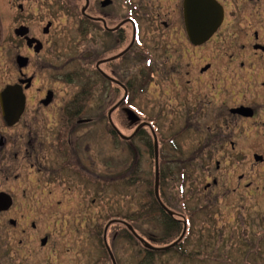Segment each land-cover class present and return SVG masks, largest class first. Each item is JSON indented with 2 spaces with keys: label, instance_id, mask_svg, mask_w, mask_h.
<instances>
[{
  "label": "flooded vegetation",
  "instance_id": "1",
  "mask_svg": "<svg viewBox=\"0 0 264 264\" xmlns=\"http://www.w3.org/2000/svg\"><path fill=\"white\" fill-rule=\"evenodd\" d=\"M185 1L0 0V198L10 200L0 219L21 235L14 247L4 241L0 264H59V242L34 222L30 230L23 223L29 192L40 208H84L100 198L86 182L97 190L103 177L133 182L144 155L155 166L154 138L159 200L152 189L151 201L170 241L145 240L156 248L174 244L144 248L126 227L135 225L137 209L110 218L106 238L113 224L127 228L149 264L155 252L184 254V241L199 225L178 203L183 197L208 208L234 196L248 202L245 209L252 201L263 206L264 222V0H215L223 12L219 26L205 37L200 24L194 39ZM141 99L153 111L140 107ZM100 121L107 131L102 141ZM170 138L174 157L165 150ZM118 145L129 155L121 169ZM176 173L177 180L168 178ZM168 182L193 190L173 199L164 192ZM242 217L240 226L251 224L247 210ZM212 219L199 241L231 237L235 220ZM37 234L33 260L27 241Z\"/></svg>",
  "mask_w": 264,
  "mask_h": 264
},
{
  "label": "rangeland",
  "instance_id": "2",
  "mask_svg": "<svg viewBox=\"0 0 264 264\" xmlns=\"http://www.w3.org/2000/svg\"><path fill=\"white\" fill-rule=\"evenodd\" d=\"M73 29H75L74 26L69 30L73 31ZM74 36H76V33H71V39L77 41ZM137 104L140 107L142 105L145 111H153L151 101L147 99H141ZM97 128L98 133L96 136L102 141L107 134L105 122L100 121ZM165 143V150L174 157L173 148H171L173 147L172 138L168 142L165 140ZM116 150L118 152V167L121 169L122 165L127 163L129 155L126 151L121 150L119 145ZM144 157L146 158L143 163L144 169L133 173V182L120 178L117 182L108 183L103 177L99 179L101 184L99 190L96 189V184L90 181L86 182L85 185L88 191H96L97 196L100 194V198L84 208L67 212L58 208L53 210L44 206L43 203V207L40 208L37 205L38 201H36L37 194L32 196L33 194L29 192V195L26 196L27 202L25 205L27 206H24L23 209V223L27 222V228L30 230V223L34 222L38 227L41 226L44 234L48 232L54 242H59V264H112L107 251L104 249L101 239L102 234L100 236L99 234L103 231L104 225L114 215L131 217L135 209H137L134 213L136 223L133 227L135 231L145 239L164 238V217L156 212L155 207H153L154 163L151 156L149 160L145 155ZM160 164L164 167L162 159ZM168 178L177 180V173L173 177L169 176ZM25 185L29 186L30 183L25 182ZM172 186L176 187L175 183L168 182L167 186H164V192L168 195L171 194L173 199L177 198L178 193L187 196L193 190L191 186H181V189H173ZM41 195L40 193L39 198H41ZM151 197L153 201H151ZM186 201V198L183 197L179 198L178 203L181 208L185 207L186 211H192L191 224L199 225V228L192 230L191 237L184 241V254L179 255L174 250L164 253L155 252L153 254L154 264H264V228H262L264 225H261L264 222L260 219L262 205L261 207L259 205L254 206L252 201H250V207L245 209L243 206L246 207L248 202H240L236 200L235 196L214 203L209 208L206 202L197 204L193 200ZM246 210L248 212L247 218L251 220V224H247L248 222L246 221V225L242 224L240 226L238 221L240 218L244 219L242 214ZM15 216H18V214ZM213 216L217 223L235 220L230 229L228 227L224 228V232L228 229L229 231L233 230L231 237H229L230 234L228 233H225L224 237L214 236L213 239L206 235L205 241H199V230L202 228L203 223L211 224ZM6 225L3 224L1 218L0 259L2 260L6 258L5 251L7 249L4 241H10L14 247V242L21 238L17 230H12L7 222ZM234 226L235 229H233ZM109 228L106 239L116 264H149L148 259L150 256L144 254L142 245L137 240L135 241L134 238L128 235L114 236L116 229L120 231L124 228L118 227L116 224L111 225ZM242 228L246 233H240L239 229L241 230ZM251 228L253 231H251ZM38 237L39 234L36 237H33V235L29 236L27 241L33 260L38 257V253L35 252L36 247H40V243L37 241ZM4 264L10 263L6 261ZM40 264H44V262Z\"/></svg>",
  "mask_w": 264,
  "mask_h": 264
},
{
  "label": "water",
  "instance_id": "3",
  "mask_svg": "<svg viewBox=\"0 0 264 264\" xmlns=\"http://www.w3.org/2000/svg\"><path fill=\"white\" fill-rule=\"evenodd\" d=\"M186 5H185V14H186V25H187V30H188V35L191 37V39H194L197 37V35L195 34L196 29H200V24L203 25V30H204V35L205 37L208 36V34L215 30V28H217L220 24V21L222 19V8L220 6V4L218 3V1L215 0H209V1H205V0H186L185 1ZM198 14H202V18L199 22L198 19H196L197 17H199ZM198 15V16H197ZM209 27H208V24ZM208 29V30H207ZM154 159H155V166H154V171H155V175H154V193H155V197L159 200V193H158V159H157V142H156V138H154ZM4 203L3 206L0 208L1 209H5L10 205V200L6 199V198H0V203ZM107 225H105V229L103 231V235H102V239H103V244L106 248V250L108 251L110 260L112 261V264H116V261H114V257L113 254L111 252V250L109 249L108 246V242L106 239V231H107ZM126 227L129 228L130 232L132 233V235L137 238L146 249H154V250H168L170 246H172L174 243L170 244L169 246H164V247H153L148 241L146 242L144 240V238L140 237L133 229V227H131L129 224L126 223ZM42 243H45L44 240H42Z\"/></svg>",
  "mask_w": 264,
  "mask_h": 264
},
{
  "label": "trees",
  "instance_id": "4",
  "mask_svg": "<svg viewBox=\"0 0 264 264\" xmlns=\"http://www.w3.org/2000/svg\"><path fill=\"white\" fill-rule=\"evenodd\" d=\"M149 193V192H148ZM154 199V198H153ZM116 231H117V233H118V235H121V236H125V235H128L129 237H131V235H130V233H129V231H128V229L127 228H125L124 227V229L122 230H120V231H118L117 229H116ZM102 234V232L99 234V236ZM168 235V234H167ZM167 235H166V238L164 237V238H162V239H160L158 242H160V243H169V241H170V238L168 239V237L170 236V235H168V237H167ZM132 238V237H131ZM136 241V240H135ZM160 252H162V251H160Z\"/></svg>",
  "mask_w": 264,
  "mask_h": 264
},
{
  "label": "bare ground",
  "instance_id": "5",
  "mask_svg": "<svg viewBox=\"0 0 264 264\" xmlns=\"http://www.w3.org/2000/svg\"><path fill=\"white\" fill-rule=\"evenodd\" d=\"M137 233V232H136ZM138 234V233H137ZM104 246V245H103ZM145 248V247H144ZM104 249L106 250V248H105V246H104ZM107 251V250H106ZM107 254H108V251H107ZM108 256H109V254H108Z\"/></svg>",
  "mask_w": 264,
  "mask_h": 264
}]
</instances>
